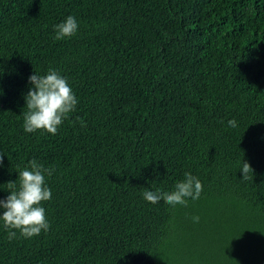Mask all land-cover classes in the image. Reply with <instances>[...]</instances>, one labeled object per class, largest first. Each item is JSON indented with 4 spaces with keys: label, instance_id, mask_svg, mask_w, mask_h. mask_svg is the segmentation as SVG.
<instances>
[{
    "label": "trees",
    "instance_id": "16d2710c",
    "mask_svg": "<svg viewBox=\"0 0 264 264\" xmlns=\"http://www.w3.org/2000/svg\"><path fill=\"white\" fill-rule=\"evenodd\" d=\"M50 68L76 109L26 132ZM0 154V200L29 161L54 169L49 230L10 241L0 220V264H264V0H0ZM186 172L199 199H143Z\"/></svg>",
    "mask_w": 264,
    "mask_h": 264
},
{
    "label": "clouds",
    "instance_id": "9594fccd",
    "mask_svg": "<svg viewBox=\"0 0 264 264\" xmlns=\"http://www.w3.org/2000/svg\"><path fill=\"white\" fill-rule=\"evenodd\" d=\"M77 30V20L69 15L54 26V38L62 40L72 37ZM29 83L31 87L24 97L27 111L23 113V128L29 133L44 130L55 135L58 127L75 111L78 100L67 79L54 69L50 68L45 75H31ZM81 123L83 126V122ZM228 125L233 128L237 126L234 119L229 120ZM2 163L3 155L0 154V165ZM240 170L244 180L249 178V173L253 174L250 164L245 161ZM53 171L54 169L45 168L33 159L18 172V186L16 181L8 183L10 195L0 200V209H4L0 220L5 229L9 230L10 241L16 238L17 233L13 229L18 230L25 238L38 236L42 230H49L50 224L41 204L51 199V189L46 185L45 175L51 176ZM184 176L185 179L178 181L173 191L144 188L143 199L152 204L163 201L173 207L177 204L187 206L186 198L199 199L203 186L190 172L184 173ZM199 219L198 216L192 217L194 223H198Z\"/></svg>",
    "mask_w": 264,
    "mask_h": 264
}]
</instances>
